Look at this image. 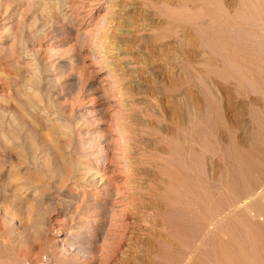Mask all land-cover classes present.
<instances>
[{
    "label": "rangeland",
    "instance_id": "rangeland-1",
    "mask_svg": "<svg viewBox=\"0 0 264 264\" xmlns=\"http://www.w3.org/2000/svg\"><path fill=\"white\" fill-rule=\"evenodd\" d=\"M201 1L0 0V264H167L199 237L171 224L184 144L264 133V0Z\"/></svg>",
    "mask_w": 264,
    "mask_h": 264
},
{
    "label": "bare ground",
    "instance_id": "bare-ground-1",
    "mask_svg": "<svg viewBox=\"0 0 264 264\" xmlns=\"http://www.w3.org/2000/svg\"><path fill=\"white\" fill-rule=\"evenodd\" d=\"M49 1H51V0H49ZM202 1H204V0H202ZM211 1H210V3L208 1H206V4L208 2L209 5L210 4L212 5V2L214 3V1H212V2ZM59 3H58L59 6L57 5L58 7H60L62 4L61 2H59ZM206 4L204 3L203 5H206ZM214 5L216 7V4H214ZM218 5H220V7H221V3L217 4V6ZM220 7L218 6L219 10H220ZM54 9H56V8L54 7ZM241 11H244V10H241ZM235 14H236L235 18L237 17L236 19L239 22V20H241V19H239L238 16L240 14L242 15V13L238 12V14L237 13H235ZM241 15H240V17H241ZM211 16H214L215 19L217 18L216 17L217 15L212 14ZM218 16H220V13ZM221 16H223V15H221ZM244 19H246V18H244ZM254 19H255V17H254ZM242 21H243V19H242ZM242 21H241L242 24L240 23V25H243ZM251 21H249V22H251ZM239 27H241V26H239ZM249 27L250 26H248V28ZM246 28H247V24H246ZM249 29H251V28H249ZM223 43H224V41L222 42V44L221 43L220 44L223 46ZM240 47L241 46L239 45V48ZM249 47H252V46H249ZM228 48H230V46ZM236 48H237V46H236ZM243 48H246V47H243ZM222 49H223V47H222ZM224 49L225 50L227 49L226 46ZM231 49H233V48H231ZM242 49L238 50L239 53H242V51H241ZM246 49L250 50V48H248V47ZM232 52L234 54V52H236V50L232 51ZM244 52L245 51H243V53ZM223 53L225 56V51ZM233 54L231 55L230 53H228L227 59L230 62V64L233 63L235 65V67L237 68L236 70H238V71L234 70L235 73L237 74L238 72H240L246 80L249 79L248 84L249 83L251 84L250 81L256 82V80H258V82H259V78H258L259 74H260V72L262 74L263 73L262 70H264V65H262V67H261L262 70L259 69V67L261 66L260 64L262 63V62L260 63L259 57L257 56L258 57L257 58L255 56L250 55V54H246V55H248V56H246L244 53L245 56L243 58H239V57L237 58L235 54H237V55H241V54H238V52L234 54L235 56H233ZM255 54H257V53H255ZM221 55H222V53H221ZM253 55H254V53H253ZM254 57L258 59L260 64L256 61V59ZM222 58H224V57H222ZM229 62H228V66L230 65ZM262 64H264V63H262ZM224 67H225V65L223 66V68ZM232 68L235 69L234 67H232ZM241 74L238 73V75L235 77L239 78ZM261 74H260V76H261ZM241 79H240V82L243 81V80L241 81ZM245 79H244V81L246 82ZM263 82H264V79L261 80V83L263 84V87H264ZM241 84H239V85H241ZM253 86L255 88V85H253ZM260 86L262 87V85H260ZM241 87H242V85H241ZM241 87L239 86L240 89H241ZM239 88H238V90H240ZM256 88H257V86H256ZM260 91H261V89H260ZM263 91L264 90H262V92ZM240 92L244 93L242 91H240ZM263 95H264V93H263ZM251 96H252V94H251ZM255 104H257V103H255ZM218 108H219V106H218ZM212 110H214V109H212ZM209 113H211V111ZM262 113H263V111H262ZM222 121H224V119ZM263 123H264V120H263ZM187 124H188V122H187ZM185 126H187V125H185ZM186 130H191V127H190V129H186ZM233 130H235V132H236L235 127ZM262 130H263V128H262ZM220 131H222V129ZM196 132H198V131H196ZM203 132H204V129H203ZM215 133H216V131H215ZM222 133H224V132H222ZM216 134H218V133H216ZM216 134L214 135V137H212L213 134H212V136L209 135L210 139L208 138L206 140V144H205L206 147L204 148V150L206 149L205 153L203 150V154L205 156L208 153V154H210L212 159L214 158V162L210 163V165H209L210 170H209V166H208L209 159L207 161V157H204L203 154H201V155L198 154V156H197V154L193 155V153H194L193 148L190 147L188 144H184V150H183L184 153L182 152L180 154V157L178 160L180 162V167L178 166L177 172L175 171L176 172L175 174L172 173L170 175L171 180L174 182V185L181 191V193H179V194L182 195V197H183L182 201L185 205L184 209L181 208L184 211L181 214L183 215V213H184L185 216L183 215L184 217L181 220L175 219L174 221H172V223L170 222L172 224L173 229L175 231H177V234L179 233L180 235L182 234L183 236H185L188 233H190L189 228H191L192 224H195L196 226L193 225V227H195V229L197 228L196 231H198L200 234L198 237L196 235V232L194 233L195 236L198 237V239H196L197 237L195 238L194 236H192L191 233H190V236L192 237V239L188 238L187 237L188 235L182 238V241H183L182 244L184 245L183 246L184 249H180V250L177 249L178 251L176 250L177 252H179L181 254L182 259H179L181 261L180 264H264V133H263V131L260 130V132L257 134V136L255 138L256 142L253 140L254 143L252 142V143H248V144L246 143L247 141H245V140H244V142L243 141L237 142L234 138L235 136L233 137L231 135L228 136V139L225 138V139H227V143L223 144V143H221V141H223V140H221V137H220V139H219V137L217 138ZM185 135L182 134V137H180L183 139L184 142L187 141L188 136H191V135H188L186 137ZM222 137H224V136L222 135ZM241 137H243V136H241ZM123 139H124V137H123ZM200 145H201V143H200ZM203 158H205V162H204ZM178 165H179V163H178ZM198 172H200V173L203 172V173H201V174L199 173L200 174L199 175ZM201 175H203V176H201ZM194 238L196 239L197 243L195 242V240L192 241ZM179 239H181V238H178L177 240H179ZM171 241H172V239H171ZM171 241L169 242V244L171 245L170 248H172V245L174 244L173 241L172 242ZM192 242H195L196 244H193ZM174 247H177V246H174ZM165 249H167V248L165 247ZM170 250L167 249V250L163 251V254L165 255V259L167 260V264H168V261L169 262H174V261L176 262V260L178 259V258L173 259L172 257L169 256L172 253L176 252L173 249L174 252H173V250H171L172 252H170L171 253L170 254V253H168V251H170ZM176 253H174V255ZM194 254L196 255V257H193ZM164 262H166V261H164ZM169 264H172V263H169Z\"/></svg>",
    "mask_w": 264,
    "mask_h": 264
},
{
    "label": "built area",
    "instance_id": "built-area-1",
    "mask_svg": "<svg viewBox=\"0 0 264 264\" xmlns=\"http://www.w3.org/2000/svg\"><path fill=\"white\" fill-rule=\"evenodd\" d=\"M25 264H29V263H25ZM40 264H50V263H48V262H46V261H43V262L40 263Z\"/></svg>",
    "mask_w": 264,
    "mask_h": 264
}]
</instances>
